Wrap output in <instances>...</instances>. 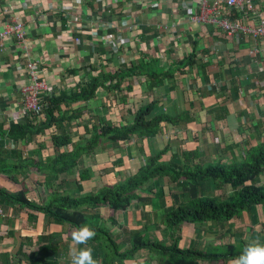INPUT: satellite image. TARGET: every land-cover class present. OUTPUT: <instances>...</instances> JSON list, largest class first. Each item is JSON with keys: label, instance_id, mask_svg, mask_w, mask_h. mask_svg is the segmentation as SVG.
Listing matches in <instances>:
<instances>
[{"label": "crops", "instance_id": "1", "mask_svg": "<svg viewBox=\"0 0 264 264\" xmlns=\"http://www.w3.org/2000/svg\"><path fill=\"white\" fill-rule=\"evenodd\" d=\"M254 2L257 12L244 17L252 25L257 15L264 17V0ZM199 10V1L193 0H0V32L17 18L26 32L25 48L9 40L0 49V125L6 132L0 136V157H10L9 164L17 166L20 160H39L37 151L44 161L54 159L56 154L50 139L61 131L55 126L29 145L9 138L11 125L25 124L30 118L19 89V85L30 82L29 62H40V77L58 95L72 92L79 83L89 80L96 74V67L114 73L143 57L144 62L157 59L158 69L168 70L175 61L194 56L197 64L176 74L173 82L163 80L151 91L147 76L133 77L125 82V87L131 88L126 94H102L74 104V108L82 110L83 122L71 134L72 146L62 152L71 153L87 143L90 136L84 124L89 123L90 129L91 123L101 118L115 125H131L134 112L150 102H156L150 118L189 113L194 121L187 133L161 123V133L156 138H134L128 143L100 147L82 158L73 176H59L52 183L61 187L60 192L71 194L69 191L80 180L79 170L88 169L94 184L118 186L164 148L168 152L160 162L169 163L174 156L182 157L188 152H197V162L205 166L240 161L247 145L258 144L264 136V42L245 37L230 39L214 23L189 19ZM33 123L37 125L38 120ZM40 145H47V149L40 151ZM21 155L23 159L18 158ZM19 180L15 183L0 174V187L17 193L26 184L29 200L40 204L49 201L53 190L47 194L44 188L47 177L20 176ZM170 183L169 178L153 182L154 190L150 193L143 189L142 199L133 200L126 210L114 212L103 207L100 214L106 230L115 238L137 234L169 244L165 240L170 239V231L159 224V195L163 193L165 206L176 204L181 195ZM4 211V216L0 215L1 257L8 258L11 264H31L22 251L40 264H70L68 226L49 222L40 212L31 220L29 213L18 206L5 207ZM256 218L257 221L255 215L243 212L222 224L197 227L184 223L180 244L184 249L195 246L213 252L229 251V246L246 242H264V208L258 209ZM120 246L125 251L131 244L126 239ZM96 260L102 264V259ZM221 260L200 264H230L232 259ZM113 264H158V257L152 250H140L134 258L115 260Z\"/></svg>", "mask_w": 264, "mask_h": 264}, {"label": "trees", "instance_id": "2", "mask_svg": "<svg viewBox=\"0 0 264 264\" xmlns=\"http://www.w3.org/2000/svg\"><path fill=\"white\" fill-rule=\"evenodd\" d=\"M244 9V15H240L238 9L229 11L223 6L221 13L224 16L232 14L234 19L242 20L249 15L247 12L249 8ZM118 41L120 42V39ZM144 61L142 57L129 67L123 65L117 68L114 73L103 69L99 71L96 67L93 69L96 74H93L89 80L79 83L74 91L61 92L58 95L47 94L43 99L42 112H29L30 118L33 119L29 118L25 124L11 125L10 133L8 132L9 138L17 144L23 142L29 145L37 136L45 135V132L54 126L61 131V134L52 135L50 139L56 153L54 159L48 158L44 161L40 152L37 151L35 155L39 157V160L35 162L20 160L15 166L9 164L10 157H5L6 159L0 157V174L6 175L15 183H19L20 176L24 178L30 175L47 177L48 180L44 181V188L47 194L50 189L53 190L49 201L45 203L44 195L42 200L44 203L29 200L28 188L26 184H23L17 193L0 187V207L4 211L5 207L18 206L29 213L31 220H34L39 212L45 214L49 222L68 226L70 243L72 230L78 226L87 225L96 232V236L87 245L78 247H91L93 258L102 259L104 264H113L119 259L123 261L134 258L140 250L156 252L158 264H200V261L212 259H235L251 243L229 246L228 249H231L229 251L219 249L212 252L210 249L200 250L195 246L184 249L180 244L181 226L184 223H191L197 227L205 223H227L241 216L243 212L255 215V221H257L258 209L264 208V136L258 139V144H248L245 156L232 165L223 162L202 165L197 162L200 156L197 152H188L182 157L176 155L169 163L160 162L168 152L164 148L157 156L146 159L135 176L124 180L118 186L108 187L94 184L88 169L79 170L81 171L79 172L80 180L76 188L69 191L71 194L60 192L61 187L52 183L59 176H73L82 158L94 154L100 147L108 144L128 143L134 138H156L161 133V123L172 125L181 132L189 131V124L194 121L189 113L183 112L175 116L157 115L150 118L149 115L156 105V102H150L134 112L131 125L128 123L115 125L101 118L92 122L90 129L89 123L84 124L90 136L87 143L77 146L71 153L62 152L72 146L71 134L83 122L80 121L83 112L80 108H74V104L88 102L102 94H108V96L116 92L126 94V91L131 88L125 87V82L133 77L147 76L151 82L148 90L151 91L153 87L162 84L163 80L173 82L176 74L185 73L187 67L197 64L195 57L191 56L175 61L172 69L164 70L158 69L160 63L155 58ZM64 106L68 107V110ZM222 109L225 114L228 113L227 109L224 107ZM34 119L38 120L37 125L33 123ZM0 126V136H3L6 132L2 130V125ZM27 135L30 136L25 139ZM44 149H47V145H40L39 150ZM18 158L23 159V156H18ZM164 178H169L170 184L176 186V190L181 191L180 200H177L173 206H165L162 201L163 193L159 195V224L170 231V239L165 240L169 244H164V240L152 239L146 235L124 234L121 237H112L104 225L105 221L100 214L101 209L110 208L114 212L126 210L133 200L142 199L140 195L143 189L151 193L155 188L153 182ZM39 188L41 191L44 190L42 187ZM0 215L4 216V214ZM126 239L130 241L131 246L123 251L120 245ZM259 243L264 244V242ZM21 254L28 260L30 259L31 264L37 262L40 264V261L34 257H29L22 251ZM0 259L3 264H11L8 258L0 256ZM17 259L22 262V258Z\"/></svg>", "mask_w": 264, "mask_h": 264}, {"label": "built area", "instance_id": "3", "mask_svg": "<svg viewBox=\"0 0 264 264\" xmlns=\"http://www.w3.org/2000/svg\"><path fill=\"white\" fill-rule=\"evenodd\" d=\"M200 2V11L202 15L199 19L193 20L194 22H211L216 23L217 26L223 31V29H232L241 31L242 35L252 34L257 40L264 42V17L257 15L256 24L252 25L246 23L247 19H234L230 14L226 16L222 15L221 7L227 9L240 7L242 5H247L252 8L254 6V0H193V3ZM209 11H215L214 14H206ZM254 13V12H253ZM247 26H252V29L247 28ZM25 25L17 18L13 19L11 24L5 26V28L0 32V49L3 48L4 43L9 40H15L19 45L25 48ZM26 50V49H25ZM29 70L30 83L19 85L20 92L23 96V104L25 111L27 112H42L44 105V96L51 93L49 89V84L47 81L40 77L42 73L38 70L37 64L29 62L27 65ZM0 214H3L0 208Z\"/></svg>", "mask_w": 264, "mask_h": 264}, {"label": "clouds", "instance_id": "4", "mask_svg": "<svg viewBox=\"0 0 264 264\" xmlns=\"http://www.w3.org/2000/svg\"><path fill=\"white\" fill-rule=\"evenodd\" d=\"M70 235L72 242L70 264H98L93 258L91 247H78L87 245L95 238L96 232L87 225H82L74 228ZM230 264H264V244L259 242L249 244L238 257L230 261Z\"/></svg>", "mask_w": 264, "mask_h": 264}, {"label": "rangeland", "instance_id": "5", "mask_svg": "<svg viewBox=\"0 0 264 264\" xmlns=\"http://www.w3.org/2000/svg\"><path fill=\"white\" fill-rule=\"evenodd\" d=\"M199 6H200V2H199ZM245 7H247V8H249V10L247 11L248 12V14H250V13H253V12H257V6L255 5V2H254V6L252 7V8H250V7H248L247 5H242V6H240V7H234V8H230L229 9V11L230 10H233V9H238V11H239V13H240V15H244V12H245ZM244 9V10H243ZM215 13V11H209V13H206V14H214ZM203 13H202V11H197L195 14H193V15H190L189 16V19H191V20H197V19H199L200 17H201V15H202ZM233 18H234V16L232 15V14H230ZM214 17H216L217 15H213ZM246 17V16H245ZM202 22H205V21H202ZM246 23H250L249 21H245ZM205 23H211V22H205ZM214 24H216V23H214ZM218 28H219V26H218ZM247 28H249V29H252V26H247ZM220 29V28H219ZM221 30V29H220ZM232 29H223V34L227 37V38H230V39H235V38H241V37H245V38H250V39H253V40H257V38L256 37H254V36H252V34H248V35H242L241 34V31H240V29L239 30H234L233 32L231 31ZM26 33V32H25ZM121 38V37H120ZM5 44V43H4ZM4 47V46H3ZM31 62H33V61H31ZM33 63H35V64H37V66H38V70H41V67H40V62H33ZM40 68V69H39ZM30 83V82H29ZM29 83H27V84H29ZM49 89L51 90V87L49 86ZM52 93V92H51ZM50 93V94H51ZM45 97V96H44ZM65 192V191H64ZM3 212V211H2Z\"/></svg>", "mask_w": 264, "mask_h": 264}]
</instances>
